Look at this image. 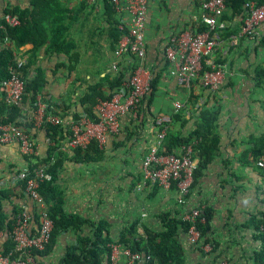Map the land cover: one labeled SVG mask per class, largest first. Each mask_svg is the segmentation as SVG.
I'll use <instances>...</instances> for the list:
<instances>
[{"label":"crops","instance_id":"0c3cea01","mask_svg":"<svg viewBox=\"0 0 264 264\" xmlns=\"http://www.w3.org/2000/svg\"><path fill=\"white\" fill-rule=\"evenodd\" d=\"M31 1L0 0V15L13 7L30 10ZM200 1L148 0L141 60L130 55L114 57L115 30L119 32L117 25L125 19L112 12L108 0H95L90 5L84 0H46L47 32L51 34L54 25L61 27L68 46L66 53L53 52L43 44L33 58L30 43L10 42L12 54L23 57L24 81L31 80L37 70L43 78L34 100L24 92L18 104L16 120L31 123L28 132L36 151L32 160L54 164L55 183L63 196L62 212L83 220L78 230L69 227L61 231L50 251L35 258L36 264H62L65 249L75 243L77 236L90 237L93 225L99 222L103 234L115 241L132 224L138 234L144 228L160 230L159 214L180 216L185 207L198 206L211 209L206 233L211 249L204 251L194 246L186 232L178 229L184 263L251 264L259 242L253 238L250 219L264 211V170L253 163L256 154L264 151V84L255 74L257 68L264 67V24L259 26L257 38H247L239 33L241 13L233 14L226 5L220 16L224 26L214 33L212 53L203 62V67L208 63L223 64L225 77L214 91L203 88L198 81L185 90L169 74L163 50L171 34L198 32L203 25L199 20ZM4 43H9L8 38L0 44ZM28 59L32 63L27 64ZM138 64L152 75L153 88L141 101L136 115H122L119 131L98 145L101 157L82 162L76 159L74 150L61 151L68 122L85 115L84 109L91 101L114 92L116 87L110 88L109 84L116 74H121V86ZM37 102L62 119L58 125L61 136L57 132L55 141L37 122ZM202 109L215 112V142L208 143L214 148L206 160L207 155L197 156L194 151V180L183 207L175 202L173 188L164 190L142 183L141 159L153 141L157 117L167 118L168 132L187 137L195 129ZM190 139L193 147L197 138ZM52 146L59 149L43 161ZM26 164L15 141L0 144V193L6 195L1 199V209L6 220L20 208L34 213V204L23 193L17 178ZM35 229L36 222L32 221L29 231ZM8 239V231H0V248Z\"/></svg>","mask_w":264,"mask_h":264},{"label":"built area","instance_id":"2783aa9c","mask_svg":"<svg viewBox=\"0 0 264 264\" xmlns=\"http://www.w3.org/2000/svg\"><path fill=\"white\" fill-rule=\"evenodd\" d=\"M111 10L121 14L117 28L120 32L113 55H130L139 60L144 56L143 27L148 0H108ZM87 5L95 0H84ZM225 0H201L199 20L205 29L195 33L171 34L165 43L163 55L168 64V72L173 75L178 84L188 90L194 81L208 90L214 91L222 83L226 68L223 64L203 62L215 45L214 33L223 28L219 19L224 8ZM2 22V23H1ZM3 24L14 26L18 24L15 15L3 13L0 15V27ZM264 24V0L258 3L248 0L242 6L239 33L247 38L259 36V26ZM4 41L7 38L4 37ZM116 59L112 62L115 67ZM24 65L23 57L12 55L7 66V76L0 80L1 100L6 105H18L24 94V79L21 69ZM152 75L141 64L136 65L128 79L113 92L109 98H98L92 106L93 118L81 115L67 124V136L60 146L61 151L85 148L90 142L102 145L106 139L119 131V118L130 113L135 116L143 97L149 92ZM179 107L177 102L173 103ZM264 108V105H263ZM39 124L46 122L60 125L62 119L52 114L46 106L36 103L34 110ZM156 130L151 144L141 159V179L143 184H153L168 190H175V202L185 207L187 196L193 183V173L196 168V159L193 155L191 143L182 144L176 152L165 153L163 138L167 130V118L157 117ZM15 141L19 152L23 156L33 158L36 154L34 141L27 130L12 122L0 121V144ZM59 149V148H58ZM255 167L264 170V151L258 154L253 161ZM47 163L39 160L25 165L17 175L23 180V193L33 202L34 213L20 208L14 215L13 224L8 231L12 242V249L3 254L0 252V264H36L31 254L32 250H42L49 240L52 229V220L48 216L46 205L37 192L38 184L50 180ZM203 206L184 208L181 219L188 223L186 234L188 240L204 251H209L208 242H202L196 219L203 221L200 211ZM36 222L34 232L29 231V224ZM108 264H149V254L130 251L117 242L107 243Z\"/></svg>","mask_w":264,"mask_h":264},{"label":"trees","instance_id":"16d2710c","mask_svg":"<svg viewBox=\"0 0 264 264\" xmlns=\"http://www.w3.org/2000/svg\"><path fill=\"white\" fill-rule=\"evenodd\" d=\"M247 1L248 0H225V4L229 7L233 14H239L242 11L243 4ZM255 1L260 3L262 0ZM31 4L32 8L30 10L13 7L3 11V13L15 15L18 19V24L14 26L3 24V27H0V43L3 42L4 37H7L9 40L8 44H0V80L7 76V66L13 55L10 42L15 43V45L30 43L31 48L29 52L32 53L31 57L33 58L35 56V51L43 44H45L46 47L53 52L66 53L68 51V46L65 44L66 42L63 35H61V27L54 25L53 32L51 34H48L47 32L48 26L45 22L48 21L49 17V5L46 0H32ZM39 13H42V17L40 18L37 17ZM204 29L205 26L202 25L197 29V31L199 32ZM115 31L116 34L113 37L114 43H116L118 37L120 36V32L117 30ZM26 63L30 64L32 61L28 59ZM134 67L135 66H133L132 69ZM21 70L24 72V66ZM255 74L264 84V67L257 68ZM121 78V74H116L113 81L109 84V87H116L115 90H117L120 86V82L122 80ZM152 81L153 80L150 82L149 91L153 88ZM42 85L43 78L40 71L37 70L36 75L31 80H25L24 92L30 95L31 100H34V95L38 92ZM112 94L113 92L101 98H109ZM94 103L95 102L91 101L89 106L84 109L85 115L90 118H93L91 107ZM18 115V105H6L3 102L0 103L1 122H12L13 124L19 125L29 131L28 127L31 123L22 124L21 122H18L16 120ZM197 120L195 129L192 134L187 137H181L180 135L170 131L168 132L167 130L162 141L164 152H174L173 149L178 148L182 144L189 143L191 140L190 138L195 137V139H197L193 144V155L196 150L197 156L207 155L204 160L208 159L214 148V146L209 145L208 143L215 142V137L213 135L215 112L208 109H202L199 112ZM41 124L47 131L51 140H56V137L54 136L57 132H59L61 136V129L58 125H52L46 122ZM57 148V146H52L47 157L44 158L43 161H46L49 155L56 152ZM260 153L261 152H258V154ZM74 154L77 156V160L87 162L91 160H98L101 157V150L95 142H90L83 149L76 148L74 150ZM258 154H256V156ZM24 157L27 159L26 165L30 166L34 160H32L31 157ZM47 171L49 172L51 178L50 180L40 182L37 187V192L46 205L48 216L52 220V229L49 240L45 244L44 248L42 250L31 251L34 258L48 253L52 248L56 236L61 231L66 230L69 227L74 230H78L80 224L83 222L82 219L76 216L66 215L62 212L63 196L60 187L57 183H55L54 164H49ZM19 183L20 187H23V180H19ZM3 193V191L0 193V231L5 229L9 231L13 224L14 215L19 209L13 211L11 219L6 220L5 214L1 209V199L6 196L5 193ZM211 214V209L208 206H203L200 211V217H202L203 221L200 222L198 221V218L196 219V228L199 231L202 242H208L206 233ZM158 218L162 227L160 230H148L144 228L143 233L138 234L136 232L135 225L132 224L123 229L115 241L103 234V226L102 223L99 222L93 225L90 237L77 236L75 243L65 249L60 261L62 264H103L105 261L106 264H108L107 243L117 242L122 246L127 247L130 251L149 254L151 257L149 264H185L183 249L177 239V230L181 229L183 232H186L188 223L181 219V215L171 216L167 212L159 214ZM250 222L253 223V238L259 242L258 248L252 254L251 264H264V211L260 212L257 217H252ZM11 249L12 242L8 239L3 243L0 248V252L5 254Z\"/></svg>","mask_w":264,"mask_h":264}]
</instances>
